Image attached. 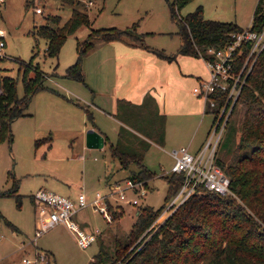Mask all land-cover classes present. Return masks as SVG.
Masks as SVG:
<instances>
[{
    "label": "rangeland",
    "instance_id": "1",
    "mask_svg": "<svg viewBox=\"0 0 264 264\" xmlns=\"http://www.w3.org/2000/svg\"><path fill=\"white\" fill-rule=\"evenodd\" d=\"M90 1L81 0L78 5L86 9L90 26L82 25L66 34L55 54L48 50L51 43L46 31L63 25L70 16V4L61 0H4L0 3V28L6 33L5 46L0 51L3 55L0 56V78L13 77L16 92L22 96L25 64L21 62H24L30 75L36 69L46 74L42 82L47 86L32 94L23 109L24 115L11 122L8 134L0 136V264H22V257L37 259V252L44 257L35 264H91L99 247L98 240L80 248L64 224H57L32 241L35 225L32 195L39 188L71 198L78 191L84 192L88 199L97 191L105 193L108 178L121 179L130 172L111 157L109 142H115L122 129L128 131L131 138L141 140L143 136L139 132L145 135L149 132L148 125H143L145 119H155L154 116L163 121L162 133L157 142L144 136L142 141L147 140L148 144L142 163L157 176L148 181L150 190L142 203L155 209L165 204L166 184L159 175L163 172L161 168L169 171L173 164L168 151L186 146L188 142L190 152L197 151L196 146L206 142L213 119L210 113H202L204 102L191 90L197 84L191 77L206 79L208 76L204 61L177 54L178 21L200 6L205 18L244 28L250 25L258 2L187 0L177 10L176 0L175 3L174 0ZM37 7L40 12L35 11ZM51 15H58L59 20H50ZM132 26L140 39L136 46H131L133 39L127 34L110 40L89 36L96 30H123ZM146 45L175 58L163 59L143 48ZM129 48L148 51L146 59L142 56V71L138 66L139 57L133 56ZM70 66H73L71 72H81V80L68 74ZM177 75L182 81H174ZM147 84H153L154 91L161 97L159 100L163 99L164 113L158 112L161 110L152 101L142 106L129 105L130 118L123 115L121 104H117L115 110L108 105L114 89L118 88L117 95L123 91L122 87ZM185 106L198 111L187 115ZM84 107L92 115H88ZM160 107L163 104L160 103ZM92 122L108 138L100 148L85 145V132L92 127ZM223 136L224 132L216 156L227 162L235 146L231 141L224 144ZM110 203L117 210L116 219L110 225L117 231L120 228L128 231L136 219L137 206L114 200ZM109 212L112 215V209ZM74 219L85 228L105 231L103 237L108 238L105 218L91 207L79 209Z\"/></svg>",
    "mask_w": 264,
    "mask_h": 264
},
{
    "label": "trees",
    "instance_id": "2",
    "mask_svg": "<svg viewBox=\"0 0 264 264\" xmlns=\"http://www.w3.org/2000/svg\"><path fill=\"white\" fill-rule=\"evenodd\" d=\"M61 1L70 4L72 9L63 25L57 26L55 30L48 28L46 31L51 43L48 50L52 54L57 53L66 34L74 32L82 25L90 26L86 9L78 6L81 0ZM176 1L177 10L187 2ZM173 2L171 12L174 17ZM49 19L58 21L59 16L51 15ZM178 24L180 46L177 54L193 58H210L206 53L207 48L224 47L232 33L243 29L235 23L205 18L200 6L183 18L180 17ZM263 25L264 0H258L252 14L251 27L261 29ZM132 28L133 26L123 30H96L89 36L110 40L127 34L133 39L131 46H136L140 39ZM143 48L169 61L175 58V55H166L163 51L147 45ZM247 51L248 46H245L238 55L236 70L243 64ZM21 64H25L22 96H18L16 92L13 77L4 75L0 78L1 137L9 133L14 119L24 115L23 109L28 105L32 94L47 88L42 82L45 73L36 69L30 75L28 65L24 62ZM72 68L73 66L68 68V74L81 80V72L75 74V70L71 72ZM243 78L223 131L224 144L231 141L230 144L235 146V150L233 149L227 162L217 156L215 159L216 164L229 177L230 188L237 198L198 187L163 221L152 227L154 220L177 194L184 178L183 172L165 171L161 168L163 172L159 176L166 184L165 204L157 209L144 203L138 205L137 216L130 229L122 231L120 228L119 232L110 225L116 219L117 210L108 201V209H112V220L107 223L106 228L108 238L103 237L105 231L98 234L95 241L98 240L99 247L91 264H264V48L247 65ZM201 79L198 78L197 83ZM211 96L215 105L204 107V112L210 113L214 119L221 108L227 105V110L229 104L221 91ZM146 102L148 101L137 106ZM84 110L92 115L87 108L84 107ZM123 115L130 118L132 114L129 107L123 111ZM232 116L236 118L233 119ZM154 117L155 119H145L143 125L149 127L146 135L136 131L143 138L145 136L157 142L162 133L163 121L156 120L158 116ZM92 126L96 127L94 122ZM102 134L106 142L108 138ZM143 138H131L128 131L122 129L117 140L109 142L111 157L117 159L122 168L130 171L121 179H113L109 185L131 178L145 180V185L149 188L148 181L156 177L157 173L142 163L148 144L147 140L142 141Z\"/></svg>",
    "mask_w": 264,
    "mask_h": 264
},
{
    "label": "built area",
    "instance_id": "3",
    "mask_svg": "<svg viewBox=\"0 0 264 264\" xmlns=\"http://www.w3.org/2000/svg\"><path fill=\"white\" fill-rule=\"evenodd\" d=\"M3 1L0 0V3ZM35 11L40 12L41 9L37 7ZM5 35V31L0 28V51L5 46ZM245 46H248L247 55L243 64L236 70L237 57ZM263 48L264 25L261 29H256L251 27V23L242 30L232 33L230 40L224 47L207 48L206 53L210 58L201 59L206 65L208 76L192 87V93L203 100L204 107H213L215 100L211 95L221 91L225 94L226 103L229 104V107L227 110H225L227 105L221 108L217 117L212 121L206 142L202 143L197 151L190 152L188 146H179L168 151L173 159L169 171L183 172L184 178L177 194L168 202L151 226L163 221L198 187H203L220 195L236 197L230 188L229 177L215 162L216 151L230 109L243 83V73L247 65L256 59ZM148 191L149 188L145 185V180H133L131 178L110 184L105 193L97 191L91 199H88L82 191H78L75 198L72 199L50 189L39 188L32 195L35 214L32 241L57 224H64L73 233L77 245L80 248H86L96 240L100 231L98 228L88 229L77 223L74 216L79 209L91 207L94 212L102 214L108 223L112 220L108 201H121L132 206H138L143 204L142 198ZM39 253H36L37 259L33 260L22 257V264H35L43 256Z\"/></svg>",
    "mask_w": 264,
    "mask_h": 264
},
{
    "label": "crops",
    "instance_id": "4",
    "mask_svg": "<svg viewBox=\"0 0 264 264\" xmlns=\"http://www.w3.org/2000/svg\"><path fill=\"white\" fill-rule=\"evenodd\" d=\"M129 50L131 52H133V56L139 57V59H138V61H139L138 66H139V70L142 71L143 68H144V65H141V63L144 64V59H142V56L146 59V55L148 54V51H145L144 49H140V48H137L136 50H134L133 48H129ZM188 75H191L192 76V74H188ZM179 78H180L179 75H177V77L174 78V81L175 82L182 81ZM198 78H200V76L194 75L190 79H193V82L196 83L197 80H198ZM150 81H151V78L148 79V83H150ZM151 85H153V84H147L144 87H141V86H133V87H130L128 89H125V88L122 87V90L123 91H121L120 94H117V95H116V91H117L118 88L117 89H114V91H112L113 94H114V96L112 95V97L109 99L108 105L113 110H115L116 107H117V104H121L123 106V110L122 111H124L127 107H129V105H134V106L135 105H141L144 101H152V102H154L155 105H157V108L161 110V111L158 110V112L164 113L163 110H164L165 103H164L163 99L162 100H159V98H161V97L158 96V93H156L154 91V89H153L154 87L151 86ZM197 99L199 101L201 100L199 97H197ZM160 103L163 104V107H160ZM182 103H183V100H182ZM94 107H96L97 109H100L99 106L94 105ZM185 109H186V111H184V113L187 114V115L195 114L198 111V109L191 108L189 106H185ZM168 112H171V111L168 110ZM202 113H204V106L202 108ZM94 128L97 131H99L101 134L104 133L100 127L96 126ZM184 141H186V140H184ZM189 143L190 142H188L186 146L189 147L190 146ZM104 144H105V142H104ZM199 145H197L196 147L198 148ZM111 181L112 180L111 179L109 180V178H108V182L106 184L107 187L109 186V182H111ZM74 197H72V199H74Z\"/></svg>",
    "mask_w": 264,
    "mask_h": 264
},
{
    "label": "water",
    "instance_id": "5",
    "mask_svg": "<svg viewBox=\"0 0 264 264\" xmlns=\"http://www.w3.org/2000/svg\"><path fill=\"white\" fill-rule=\"evenodd\" d=\"M104 144V136L94 127L85 132V145L89 148H100Z\"/></svg>",
    "mask_w": 264,
    "mask_h": 264
}]
</instances>
